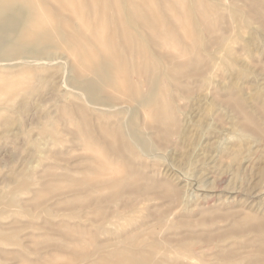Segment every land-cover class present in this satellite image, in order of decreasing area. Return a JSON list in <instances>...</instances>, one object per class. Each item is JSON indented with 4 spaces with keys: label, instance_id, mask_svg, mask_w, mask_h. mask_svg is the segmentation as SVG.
Listing matches in <instances>:
<instances>
[{
    "label": "rangeland",
    "instance_id": "obj_1",
    "mask_svg": "<svg viewBox=\"0 0 264 264\" xmlns=\"http://www.w3.org/2000/svg\"><path fill=\"white\" fill-rule=\"evenodd\" d=\"M184 1L187 18L175 17L180 32L167 35L177 45L163 57L152 103L171 109L164 102L173 95L170 134L150 128L145 111L119 115L133 120L151 147L149 156L123 153L140 190L133 207L126 208L129 194L114 198L118 186L85 197L71 181L82 178L92 153L59 117L60 104L81 103L63 85L65 58L36 66L18 84L0 83V264L66 262L74 238L115 247L135 242V250L154 249L168 264H221L223 251L257 247L253 233L230 229L245 213L264 218V0H206L208 15L196 24L189 20L204 0ZM186 31L192 35L182 37L185 43L197 41L192 50L176 40ZM236 95L244 115L229 105ZM247 122L263 135L245 130ZM123 170L110 165L104 184ZM171 189L179 193L174 198ZM97 222L102 225L93 227ZM70 225L77 229L61 230Z\"/></svg>",
    "mask_w": 264,
    "mask_h": 264
},
{
    "label": "bare ground",
    "instance_id": "obj_2",
    "mask_svg": "<svg viewBox=\"0 0 264 264\" xmlns=\"http://www.w3.org/2000/svg\"><path fill=\"white\" fill-rule=\"evenodd\" d=\"M204 2L197 3L199 13L189 23L196 24L206 18L210 6ZM185 6L184 0H0V83L18 84L27 75L29 79L36 66L56 56L68 62L69 74L63 85L71 86L81 103L60 104L59 117L72 125L69 133L78 139L74 141L84 143L92 155L80 180L71 179V175L62 176L75 182L76 189L85 197L96 189L118 186L114 198L129 194L131 199L126 208L135 205L134 196L140 190L133 186L134 172L123 161V153L131 151L133 156H149L151 147L146 135L133 128V120H122L119 115L145 111L150 116V128L162 135L170 134L176 123L173 95L164 102L171 109L154 107L152 103L158 91L163 57L168 48L177 45L174 40L169 43L167 35L180 32L175 17L187 18ZM191 35V31L179 33L176 40L192 50L197 41L191 46L182 40ZM171 77L169 74L168 78ZM162 93H167L165 88ZM234 99L235 103L228 104L239 114H246L243 98L236 95ZM251 124L245 123L244 129L263 135L259 127ZM114 164L122 166L123 174L112 185H105L101 175ZM169 192L172 198L179 194L175 189ZM94 210L99 220L106 218L102 210ZM157 218L160 220V215ZM236 222L230 230L253 233V245L257 247L252 252L223 251L226 254H221V264H264V218L245 213ZM101 225L97 222L93 227ZM63 229L77 228L70 225L62 226ZM82 230L88 231L84 227L79 229ZM89 240L74 238L67 261L60 264H168L166 259L156 258L154 249L135 250V242L115 247L111 243L92 245L94 241L86 242ZM83 241L91 245H82ZM101 248H105L103 252Z\"/></svg>",
    "mask_w": 264,
    "mask_h": 264
}]
</instances>
